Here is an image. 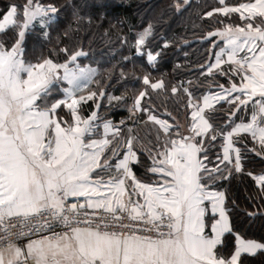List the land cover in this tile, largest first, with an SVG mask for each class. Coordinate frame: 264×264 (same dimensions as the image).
<instances>
[{"label":"snow or ice","instance_id":"6c2138e0","mask_svg":"<svg viewBox=\"0 0 264 264\" xmlns=\"http://www.w3.org/2000/svg\"><path fill=\"white\" fill-rule=\"evenodd\" d=\"M191 8L168 0L160 15ZM59 12L51 0L0 7V264H264V0L197 13L199 86L153 74L174 44L153 48L154 20L118 33L120 78L134 82L121 95L103 79L116 65L82 63L83 42H65L92 23L78 6L75 29L26 59L27 32L50 38ZM115 108L128 115L115 121ZM238 177L252 186L243 227L228 196Z\"/></svg>","mask_w":264,"mask_h":264},{"label":"trees","instance_id":"16d2710c","mask_svg":"<svg viewBox=\"0 0 264 264\" xmlns=\"http://www.w3.org/2000/svg\"><path fill=\"white\" fill-rule=\"evenodd\" d=\"M9 0H0V7L8 3ZM23 3V0H16ZM45 3L48 0H44ZM58 9L59 15L52 28L50 29V38L45 39L41 35L39 25L31 28L26 34L25 48L26 59L35 61L41 55H47L57 43L58 37H63V32L71 24L73 29L76 25L73 20V6L80 8L81 15L91 14L93 17L92 23L86 21L81 22V30L73 37L71 42L79 44L83 42L84 49L89 53L87 58H81L82 63H92L95 66L96 61L101 62L104 68H113L111 77L105 76V86L108 91L115 95H121L126 87H129L134 82L132 79L120 78V64L123 56L130 54L127 46H121L118 42V33L129 34V28L134 31L141 26L146 25L149 20L155 22L156 37L152 41L153 48L158 47L161 43L160 37H166L174 41V44L166 50L164 57L159 60L158 66L152 69L155 76L164 74L169 80H192L194 86H199L198 81H202L198 65L206 59L205 50L208 47L206 43L199 41V28H194L193 23L198 24L196 19L197 13L206 5L215 3V0H192V8L183 16H172L171 13L165 11L161 17V10L168 0H51ZM87 5V7H85ZM96 5H106L107 7H96ZM104 16L101 18L100 13ZM123 20L122 25L117 24ZM117 24L116 28H111V25ZM108 30V34H105ZM2 35V34H0ZM11 35V33H9ZM188 41L187 44L184 41ZM111 41V42H110ZM137 63H145L140 57L133 56ZM123 66L127 70L131 67L129 62H124ZM131 94V93H129ZM90 104L85 106L83 113L86 115L89 112ZM104 110L103 108L101 109ZM115 121L121 117L127 116L128 113L124 108L112 109L109 113ZM181 119L183 115L181 114ZM255 165L259 168V158H255ZM143 169H141V172ZM252 191V186L247 178H234L228 186L229 201L235 200L240 213L237 217L238 227H243L249 224L248 220L244 219L243 209L248 207V194ZM259 203V201H257ZM260 221L255 222L256 229L259 228ZM261 257L257 256L250 260L249 264H260Z\"/></svg>","mask_w":264,"mask_h":264},{"label":"crops","instance_id":"0c3cea01","mask_svg":"<svg viewBox=\"0 0 264 264\" xmlns=\"http://www.w3.org/2000/svg\"><path fill=\"white\" fill-rule=\"evenodd\" d=\"M82 58H83V57H82ZM80 59H81V58H80ZM86 64H87V63H86ZM119 120H120V119H119ZM119 120H118V121H119Z\"/></svg>","mask_w":264,"mask_h":264}]
</instances>
